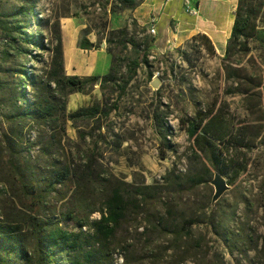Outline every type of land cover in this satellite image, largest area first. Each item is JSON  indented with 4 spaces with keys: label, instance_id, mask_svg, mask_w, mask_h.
I'll return each mask as SVG.
<instances>
[{
    "label": "rangeland",
    "instance_id": "374dc122",
    "mask_svg": "<svg viewBox=\"0 0 264 264\" xmlns=\"http://www.w3.org/2000/svg\"><path fill=\"white\" fill-rule=\"evenodd\" d=\"M161 1L156 0L158 8ZM256 1L262 8L252 39L230 54L214 56L203 41L181 43L190 19L171 22L170 31L160 7L157 44L148 43L150 63L128 74L135 54L118 39L108 45L109 32L126 28L136 42L154 36L147 27L145 33L132 27L131 9L118 10V0H0V222L39 210L40 218L77 231L65 217L76 207L70 194L74 191L75 197L88 198L90 208H99L118 189L129 205L113 239L114 264H264V0ZM188 2L207 27L221 31L213 43L225 48L233 0H199L198 6L195 0ZM172 5L181 16L182 1ZM142 12L147 15L146 8ZM3 23L17 42L4 41ZM57 23L66 41L85 37L95 46L82 53L66 43L76 67L100 71L105 55L99 52L111 49L119 72L115 80L102 87L96 83L86 94L63 98L56 93L55 116L62 120L57 127L49 121L37 126L17 117L46 89L43 78ZM155 78L158 89L150 85ZM71 97L73 107L68 106ZM93 105L112 107L94 120L74 124L67 119ZM205 111L219 121L211 134L213 149L200 153L184 128ZM9 139L17 142L14 150L6 143ZM239 139L243 147L230 149V142ZM219 149L222 165L215 161ZM67 167L73 184L60 191L69 199L50 197L44 207H34L30 183L38 180L41 188L56 168ZM215 172L229 189L211 205ZM146 187L145 197H138V189ZM86 212L76 210V216ZM98 218L94 213L89 221Z\"/></svg>",
    "mask_w": 264,
    "mask_h": 264
},
{
    "label": "trees",
    "instance_id": "16d2710c",
    "mask_svg": "<svg viewBox=\"0 0 264 264\" xmlns=\"http://www.w3.org/2000/svg\"><path fill=\"white\" fill-rule=\"evenodd\" d=\"M118 10L125 8L135 9L143 0H118ZM262 8V3L256 0H237L233 13V25L229 38L226 42L225 54H230L234 46L241 45L245 47L255 33V20L258 12ZM132 27L139 28L142 33L146 32V27H139L133 20ZM5 33V42H17L9 33L6 23L1 26ZM118 39L122 45L131 47L135 54L134 59L130 62L128 74L140 67V65H149L150 48L148 43L153 42V38L144 37L142 41L136 42L134 34H130L126 28L113 30L109 32L107 39L108 45L113 39ZM52 49L50 62L47 72L44 74L46 89L34 97V103L29 108H25L23 113L18 115L17 120L30 121V123H38L37 126L45 124L42 121H49L56 127L62 118L56 115L55 94L60 92L62 97L74 93L86 94L91 86L100 80L99 85L102 87L107 83L115 80V76L119 70L115 67L112 59L109 72L102 76H90L87 78H79L77 76H67L64 73V54L63 43L61 37L60 26L57 23L51 37ZM200 40L206 43L210 56L215 55V50L210 39L203 35L197 34L191 37V41ZM33 43H36L32 41ZM141 47H143L141 49ZM78 48L83 51L95 49L93 43L87 38L81 37L78 41ZM111 55V49L107 50ZM130 77L127 79L129 80ZM124 84L127 85L128 81ZM111 106L107 108H99L98 105L89 107H81L75 112L67 115V119L72 123L78 120H94L101 115L107 116ZM55 116L54 118H52ZM218 116L211 111L197 112L194 119L186 122L185 132L192 141L194 149L200 153H205L213 149L211 134L218 126ZM43 123V124H42ZM63 131L64 128L62 127ZM220 143H224L220 138L216 139ZM239 139L230 142V149L233 146L237 148L243 147ZM10 150H14L17 142L12 139L7 140ZM14 145V146H13ZM226 144V150L228 149ZM215 155L216 164L222 165V150ZM225 154V152H224ZM232 162L230 158L227 165ZM85 173V172H84ZM221 175V173H219ZM73 175L69 168H56L49 178L45 179L43 187L39 188L37 181L30 183L32 200L34 207L38 209L44 207L47 198L55 197L57 202L72 198L76 202V207L70 209L66 214V220L73 221L77 231L69 230L58 222L50 219L40 218L39 210L37 212L22 213L20 218H6L0 222V264H114L113 255L115 248L112 246L113 239L119 224L124 219L125 212L129 205V200L118 189H113L107 194L100 203L99 208H90L88 198L75 197L74 191L69 198L66 193L60 191L61 188H67L73 184ZM84 174L80 176L82 179ZM88 177V174L85 175ZM42 185V184H41ZM74 187L77 188L78 186ZM149 187L138 189L137 196L145 197V192ZM76 210L87 211L84 217H77ZM98 213L97 220L89 221V217ZM85 228V231L83 230Z\"/></svg>",
    "mask_w": 264,
    "mask_h": 264
},
{
    "label": "crops",
    "instance_id": "0c3cea01",
    "mask_svg": "<svg viewBox=\"0 0 264 264\" xmlns=\"http://www.w3.org/2000/svg\"><path fill=\"white\" fill-rule=\"evenodd\" d=\"M175 1L176 0H162L161 5H160V7L162 8V11L160 14L163 15L167 19L169 30H170V23L171 22H173L175 24V21H177V20L182 21L183 17H184L183 20H186V18H189L190 22L187 23L185 21L186 22L185 26H184L185 29H184V31H181V33L184 35V38L181 41V43L189 40L194 35L203 34V35L207 36L210 39V41L212 42L216 54L217 55H223L225 52V48L223 47L222 49H219L213 43V38H215V36L218 35L221 31L219 32L218 28L215 25L213 27H207L205 22L201 21L198 16L193 17V16H190L189 14H187L185 12L184 0H177V1H179L180 6H181V1H182V7H181V10L183 12L182 15L181 16L178 14L175 15V13H174L175 11L173 10L174 6L172 5ZM236 2H237V0H233L232 11H231L232 17H231V21L229 22V29L227 30V34L225 37V47H226L227 39L229 38V37H227L228 33L231 32V27L233 24V13L235 10ZM160 7L159 8L157 7L156 0H143L142 3L138 7H136L135 9L130 11L131 17L139 26L148 28V25L150 23L151 18H155L156 22L160 18V15H158V12L160 11ZM143 8L147 9V15L146 16H144V13L142 12ZM163 10H165L164 13H163ZM154 14H156V15H154ZM156 22H155V25H156ZM155 31H156V28H155ZM156 35H157V32L153 37V47L155 44H157V42L155 40ZM90 42L93 43L92 41H90ZM62 43H63V54H64V72L67 76H77V77L83 79V78H87L90 76L102 77L109 72V68H110V64H111V58L106 52H103V51L99 52L100 53L99 55H105L104 62L102 61L103 64H105V65L101 69H99L100 71H98V69H95V68L93 70L89 69V70L85 71L80 66L76 67L73 64L72 59H70V57L66 54V47H65L66 43H69V45L72 48H76L78 46V39H76V41L73 44H71L70 42L65 40V36L62 32ZM155 49H156V51H162L164 48L163 47H160V48L157 47ZM80 52L91 53L92 51L80 50ZM93 52H95V51H93ZM96 53H98V52L96 51Z\"/></svg>",
    "mask_w": 264,
    "mask_h": 264
},
{
    "label": "water",
    "instance_id": "95a60500",
    "mask_svg": "<svg viewBox=\"0 0 264 264\" xmlns=\"http://www.w3.org/2000/svg\"><path fill=\"white\" fill-rule=\"evenodd\" d=\"M100 80L97 81L99 84ZM151 87L158 89L160 87V80L155 78L151 83ZM210 185L213 187V195L211 197V205H214L220 197L229 189V186L226 184L225 179L218 173L215 172Z\"/></svg>",
    "mask_w": 264,
    "mask_h": 264
},
{
    "label": "built area",
    "instance_id": "2783aa9c",
    "mask_svg": "<svg viewBox=\"0 0 264 264\" xmlns=\"http://www.w3.org/2000/svg\"><path fill=\"white\" fill-rule=\"evenodd\" d=\"M196 4L198 6L199 0H195ZM184 7H185V12L189 14L190 16L196 17L198 16V9L195 7H192L188 0H184ZM155 18H151L150 23L148 25V34L154 36L156 34L155 31Z\"/></svg>",
    "mask_w": 264,
    "mask_h": 264
},
{
    "label": "bare ground",
    "instance_id": "6f19581e",
    "mask_svg": "<svg viewBox=\"0 0 264 264\" xmlns=\"http://www.w3.org/2000/svg\"><path fill=\"white\" fill-rule=\"evenodd\" d=\"M73 99H74V97H71V100H70V102L68 104L69 107H73L74 106Z\"/></svg>",
    "mask_w": 264,
    "mask_h": 264
}]
</instances>
